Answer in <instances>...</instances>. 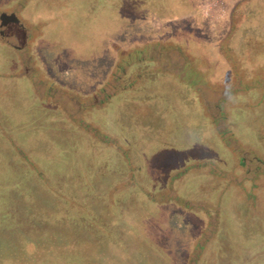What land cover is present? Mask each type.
<instances>
[{
    "label": "rangeland",
    "instance_id": "rangeland-1",
    "mask_svg": "<svg viewBox=\"0 0 264 264\" xmlns=\"http://www.w3.org/2000/svg\"><path fill=\"white\" fill-rule=\"evenodd\" d=\"M0 264H264V0H0Z\"/></svg>",
    "mask_w": 264,
    "mask_h": 264
},
{
    "label": "water",
    "instance_id": "water-1",
    "mask_svg": "<svg viewBox=\"0 0 264 264\" xmlns=\"http://www.w3.org/2000/svg\"><path fill=\"white\" fill-rule=\"evenodd\" d=\"M6 17L18 21V19H17L13 14H11V15H7V16L4 15V14H2V19H3V20H5Z\"/></svg>",
    "mask_w": 264,
    "mask_h": 264
}]
</instances>
